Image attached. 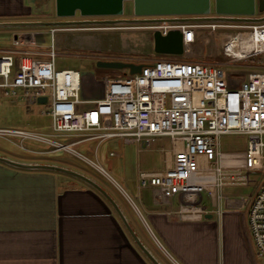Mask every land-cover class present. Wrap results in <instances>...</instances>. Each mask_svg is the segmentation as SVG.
Instances as JSON below:
<instances>
[{"label":"built area","instance_id":"built-area-1","mask_svg":"<svg viewBox=\"0 0 264 264\" xmlns=\"http://www.w3.org/2000/svg\"><path fill=\"white\" fill-rule=\"evenodd\" d=\"M148 28L167 35L180 30L184 51L196 42L200 29L230 30L224 44L229 61L258 59L262 70L252 71L246 81L233 85L230 75L218 64L192 60H152L140 74L103 77L104 96L82 100V74L78 70H58L55 33L65 30ZM126 27L52 28V43L46 58L30 53L7 51L0 55V98L28 103L46 98L42 114L51 120L52 134L20 129L0 130L20 150L43 154L26 143H44L57 151L82 160L86 155L75 146L119 138L124 144L149 148L167 137L173 149L166 166L137 175L139 190L152 189L155 200L168 207V213L182 221L201 220L209 213L203 206L207 194L217 215H221L223 190L246 186L258 174L262 182L254 196L247 218L248 232L256 254L264 257V22L261 23H162ZM240 36H248L246 43ZM24 44L22 35L13 46ZM93 104L88 110L80 107ZM110 117L112 125L105 126ZM247 137L243 152L221 151V137ZM84 137L72 143L59 139ZM8 139V138H7ZM110 156H115L114 152ZM90 160V159H89ZM91 162L105 171L97 162ZM178 198L177 206L174 199Z\"/></svg>","mask_w":264,"mask_h":264},{"label":"crops","instance_id":"crops-1","mask_svg":"<svg viewBox=\"0 0 264 264\" xmlns=\"http://www.w3.org/2000/svg\"><path fill=\"white\" fill-rule=\"evenodd\" d=\"M37 6L36 0H0V23L43 21L41 15L45 13ZM256 17H264V13L257 11ZM38 29L0 27V37L10 35L15 39L22 35L24 41L18 47L13 46V40L9 44L0 42V55L14 50L46 58L44 33ZM202 30L197 31L196 39L204 34ZM163 138L170 143L169 138ZM1 152V156L28 161L16 152ZM166 153L172 157V147ZM117 185L130 207L107 191L139 240L161 264H245L247 249L253 246L247 225L253 200L245 213L226 209L221 201V215H217L211 201H203L211 218L182 221L170 215L162 201L155 200L152 189H146L152 196L147 201L137 187L140 192L138 201H134ZM178 201L174 199L175 205ZM0 264L153 263L112 204L95 188L67 174L25 170L0 161Z\"/></svg>","mask_w":264,"mask_h":264},{"label":"rangeland","instance_id":"rangeland-1","mask_svg":"<svg viewBox=\"0 0 264 264\" xmlns=\"http://www.w3.org/2000/svg\"><path fill=\"white\" fill-rule=\"evenodd\" d=\"M39 10L45 14L41 15L43 22L58 20L55 14V0H36ZM260 14V13H258ZM80 17L77 16L76 19ZM124 19H134L133 3L125 2ZM43 31V46L46 52L52 43L51 27L38 29ZM203 35L199 36L196 42L190 48L192 56L186 51L182 55L164 56L158 55L154 51L153 31L148 28H119V29H99V30H65L55 33V48L57 49L56 66L58 70L73 69L82 74V90L80 98L82 100H97L104 96L103 77L115 78L124 74L119 70L101 69L97 66L98 61L115 60L131 61L136 63H148L157 59L169 60H192L204 61L221 65L230 75L233 85H239L246 81L248 74L252 71L262 70V62L258 59H249L246 61L231 62L224 54V44L226 38L230 36V30L203 29ZM86 36V37H83ZM0 42L9 44L13 39L10 35L0 37ZM64 38V39H58ZM46 103H32L0 98V130L20 129L27 131H36L43 134H52L51 120L42 112L46 108ZM93 104H84L80 108L88 110ZM104 125H112V119L106 117ZM13 140L9 137H3ZM0 137V152H16L21 154L23 159L33 162H52L66 164L83 170L103 185L109 192L114 193L117 198L128 201L121 188L105 175L99 172L95 167L77 156L57 151L56 148L44 143H26V147L33 151L43 152V154L24 153L18 150L12 143ZM84 137H69L59 139L65 143H72ZM169 140L159 138L149 148H139L135 144H124L119 138H113L104 141L98 149L97 142H87L75 146L78 152L86 155L90 160L97 162L102 166L109 176L115 180L127 193L138 201L139 190L137 189V175L139 170L151 171L164 168L166 166L167 153L170 149ZM221 151L243 152L247 146V137L242 135H226L221 137ZM1 152V154L3 153ZM110 152L116 153L111 157ZM5 154V153H4ZM262 179L258 174L249 177V184L246 186L227 187L223 190L225 198L222 200L224 208L246 212L251 200H253ZM141 193L145 200L151 201L152 196L146 189ZM204 201H210L207 194H203ZM177 206V204H176ZM251 245V244H250ZM248 252V254H247ZM246 252L245 264H264V257H259L253 246L248 247Z\"/></svg>","mask_w":264,"mask_h":264},{"label":"water","instance_id":"water-1","mask_svg":"<svg viewBox=\"0 0 264 264\" xmlns=\"http://www.w3.org/2000/svg\"><path fill=\"white\" fill-rule=\"evenodd\" d=\"M125 2L133 3L134 19L122 18ZM257 11L264 13V0H214V4L212 0H55V14L58 20L0 23V27H131L162 23L264 22V17H256ZM77 16L80 18L76 19ZM153 38L154 51L158 55L177 56L184 53L183 36L180 30H171L165 36L160 31H155ZM145 65V63L131 61L102 60L97 62V66L101 69L119 70L125 75L140 74ZM37 102L46 103L47 99L40 98ZM0 161L25 170L67 174L89 184L112 204L133 239L150 261L153 264H161L139 240L112 195L89 175L59 163L18 161L1 155ZM211 217L212 215H205V218Z\"/></svg>","mask_w":264,"mask_h":264},{"label":"bare ground","instance_id":"bare-ground-1","mask_svg":"<svg viewBox=\"0 0 264 264\" xmlns=\"http://www.w3.org/2000/svg\"><path fill=\"white\" fill-rule=\"evenodd\" d=\"M238 39H243V43H246V41H248L247 39H251L250 37L248 36H240ZM88 164H90L91 166L95 167L99 172H101L103 175H105L106 177H108L113 183L114 185H117L116 182L113 181V179L109 176V174L106 172V171H103L102 169L96 167L92 162L91 160H85ZM118 186V185H117Z\"/></svg>","mask_w":264,"mask_h":264},{"label":"trees","instance_id":"trees-1","mask_svg":"<svg viewBox=\"0 0 264 264\" xmlns=\"http://www.w3.org/2000/svg\"><path fill=\"white\" fill-rule=\"evenodd\" d=\"M168 57V56H167ZM166 59V58H165Z\"/></svg>","mask_w":264,"mask_h":264}]
</instances>
